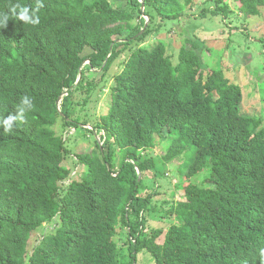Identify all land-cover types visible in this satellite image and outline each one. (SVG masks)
<instances>
[{"label": "trees", "instance_id": "1", "mask_svg": "<svg viewBox=\"0 0 264 264\" xmlns=\"http://www.w3.org/2000/svg\"><path fill=\"white\" fill-rule=\"evenodd\" d=\"M234 1L248 16L264 6ZM192 2L0 0V18L8 15L0 27V120L15 114L24 96L34 105L12 132L0 128V264H138L142 249L154 264H261L263 118L242 112L241 87L203 69L191 39H183L176 63L161 41L127 54L109 86L111 104L87 128L98 150L75 154L84 167L79 177L64 163L65 138L54 129L57 119L77 124L70 118L72 92L88 94L97 85L85 81L86 71L107 72L121 47L150 33L149 24L139 34L145 19L137 28L136 15L178 18ZM213 3L211 13L227 12L223 0ZM23 7L35 10L39 24L17 19L13 10ZM165 141L167 161L187 150L192 158L179 164L184 200L164 206L177 221L163 232L147 228L142 213L159 206L142 192L144 179L156 173L150 149ZM205 170L200 185L191 181ZM47 223L52 227L35 241ZM118 226L126 228L128 253L114 241Z\"/></svg>", "mask_w": 264, "mask_h": 264}, {"label": "rangeland", "instance_id": "2", "mask_svg": "<svg viewBox=\"0 0 264 264\" xmlns=\"http://www.w3.org/2000/svg\"><path fill=\"white\" fill-rule=\"evenodd\" d=\"M223 2L228 5V10L224 14L211 13L214 8L213 0H193L191 5L184 6L183 13L178 18L162 20L158 17L151 22L147 14L136 15L132 24L139 28L140 18H144L145 23L147 22L148 26L150 24V33L142 41H133L128 47H121L122 53L107 72L103 73L101 68L86 71L85 81L95 80L97 85L88 94L81 88L72 92L69 101L72 109L70 118L77 124L66 126L61 119H57L54 128L65 138L67 153L64 163L72 169L71 176L79 177L84 170L75 159L76 153L98 150L97 136L87 128L95 126L96 119L107 111L111 104L108 93L113 75L121 69L122 61L127 54L140 44L150 47L157 41L163 42L170 47L172 62L176 63L183 39H191L197 43V52L201 56L203 69L217 71L230 82L238 84L242 89V112L262 117L264 127V6L259 8V14L248 16L239 9L238 3L234 0ZM119 6L125 7V1L119 2ZM141 10L144 8L141 7ZM146 26L141 28L142 34L147 29ZM88 62L85 60L82 67L84 64L88 65ZM74 85L76 88L77 84ZM103 141L101 139L100 143ZM167 147L168 142L165 141L150 149L156 162L152 173H156L144 179L148 189L145 192L141 191L142 194L149 192V197L156 202L152 204L159 206L156 210L147 209L142 213L147 228L150 230L151 227L160 228L163 232L177 221L164 206L175 205L176 202L184 200L182 172L185 168L179 164L192 158V152L187 150L182 157L167 161L164 158ZM119 162L120 153L116 152L117 166ZM204 173L206 170L197 174L191 181L200 185ZM66 183L67 180L61 182V186H65ZM160 202H165L163 207ZM51 227V223H47L36 230L34 240L48 232ZM162 236L163 233L157 241L161 242ZM114 241L117 248L128 253L129 238L126 228L117 227ZM139 258L138 264H154L151 254L146 249L141 250Z\"/></svg>", "mask_w": 264, "mask_h": 264}, {"label": "clouds", "instance_id": "3", "mask_svg": "<svg viewBox=\"0 0 264 264\" xmlns=\"http://www.w3.org/2000/svg\"><path fill=\"white\" fill-rule=\"evenodd\" d=\"M40 3V0H38ZM13 14L17 16V19L20 21L31 24L37 25L39 24V17L35 15V10L31 11L27 7L20 8L19 12H15L13 10ZM8 22V15H3L0 18V27H6ZM34 107L33 102L30 97L24 96L20 101V106H18L15 114H8L2 120H0V128L3 129L4 132H12L14 128V122L16 121H23L24 115L27 111H30ZM261 264H264V249L260 250L259 253Z\"/></svg>", "mask_w": 264, "mask_h": 264}, {"label": "water", "instance_id": "4", "mask_svg": "<svg viewBox=\"0 0 264 264\" xmlns=\"http://www.w3.org/2000/svg\"><path fill=\"white\" fill-rule=\"evenodd\" d=\"M141 7H142V8L144 7V6H143V2H142ZM146 25H147V22L145 23V26H146ZM142 31H143V30H141V31L139 32V34L142 33ZM81 75H82L81 70H79V75H78L77 80H79V79L81 78ZM64 94H65V93H63V95H64ZM63 95H61V96L59 97V99L57 100V102H56L58 108H59V102H60V100H61V98H62ZM137 173H138V176L140 177V171H139V170H137Z\"/></svg>", "mask_w": 264, "mask_h": 264}]
</instances>
